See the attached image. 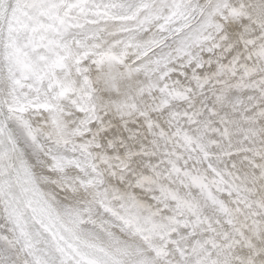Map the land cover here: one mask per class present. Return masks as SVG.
Masks as SVG:
<instances>
[{"label": "snow or ice", "instance_id": "6c2138e0", "mask_svg": "<svg viewBox=\"0 0 264 264\" xmlns=\"http://www.w3.org/2000/svg\"><path fill=\"white\" fill-rule=\"evenodd\" d=\"M0 264H264V0H0Z\"/></svg>", "mask_w": 264, "mask_h": 264}]
</instances>
